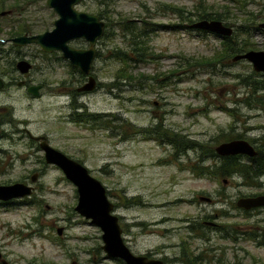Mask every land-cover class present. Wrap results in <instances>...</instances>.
Masks as SVG:
<instances>
[{
	"label": "rangeland",
	"instance_id": "obj_1",
	"mask_svg": "<svg viewBox=\"0 0 264 264\" xmlns=\"http://www.w3.org/2000/svg\"><path fill=\"white\" fill-rule=\"evenodd\" d=\"M2 2L6 6L0 10L15 11L0 16V41L22 26L31 34L51 30L59 17L47 0ZM77 9L108 24L95 46L91 74L97 87L80 98L87 104L85 120L75 123L67 116L73 111L71 92L88 75L84 79L62 52L45 53L30 44L34 68L28 77L45 87L29 107L23 101L16 105L31 129L49 135L103 182L125 243L135 254L158 249L167 264H264L263 238L256 235L264 229V211L247 216L237 206L243 194L264 191V186H239L238 174L194 171L214 164L204 151L239 137L250 124L241 122V113L261 114L251 124L264 125V111L258 108L264 105V74L248 60H233L242 52L215 68L204 65V59L223 50L225 38L190 27L200 20L198 14H220L234 27L232 39L245 44L244 52L264 51V31L254 28L264 22V0H83ZM181 12H191V19ZM128 20L148 28L144 61L125 63L115 56L117 50L135 56L133 35L124 29ZM71 45L90 47L85 39ZM121 68L128 78H117ZM88 113L99 116L90 119ZM163 130L201 146L182 151L158 139ZM23 147L15 149L27 154ZM2 170L0 184L26 180L35 190L14 204H0V264H127L106 255L102 230L76 212L77 187L60 168L48 166L35 182L24 165Z\"/></svg>",
	"mask_w": 264,
	"mask_h": 264
},
{
	"label": "water",
	"instance_id": "obj_2",
	"mask_svg": "<svg viewBox=\"0 0 264 264\" xmlns=\"http://www.w3.org/2000/svg\"><path fill=\"white\" fill-rule=\"evenodd\" d=\"M82 1L47 0V5L59 16L54 21V28L42 33L15 37L14 42L22 46L35 43L47 53L62 52L63 57L74 67L79 68L84 75H88V81L78 90L92 91L97 87V80L91 74L97 55L95 46L105 33L106 23L96 14L78 10L77 5ZM259 27L264 29V22L260 23ZM191 28L221 37H230L234 34V27L218 19H200L192 23ZM76 39H85L90 47L72 46L71 41ZM240 59H247L252 62L256 71L264 73L263 50H249L233 58L234 61ZM18 66L22 73H27L32 67L27 60H21ZM34 88L36 90L40 86ZM42 148L47 162L60 167L66 178L77 187L78 203L75 210L102 230V249L108 257L122 259L127 264H164L162 259H149L146 255H137L131 251L124 241L120 217L114 211L115 204L110 200L106 186L90 173L87 166L47 143H43ZM216 152L222 156L239 153L254 155L255 149L246 140L234 139L217 145ZM37 176V174L32 176L33 182L37 180ZM34 189L33 185L25 182L0 184V201L31 197ZM202 199L211 200L209 197ZM237 205L245 209L264 206V194L239 198ZM58 233L62 234V228L58 229Z\"/></svg>",
	"mask_w": 264,
	"mask_h": 264
},
{
	"label": "flooded vegetation",
	"instance_id": "obj_3",
	"mask_svg": "<svg viewBox=\"0 0 264 264\" xmlns=\"http://www.w3.org/2000/svg\"><path fill=\"white\" fill-rule=\"evenodd\" d=\"M14 11L15 10L2 9L0 10V16L1 17L8 16ZM3 13H5V15H3ZM23 27L24 26H22V28ZM22 28L18 27L12 32L10 37L0 41V170L3 169L2 172H4L5 170L8 171L15 170L17 168V165L20 164V165H24V170L26 171V173L32 174L33 176L35 174L38 175L40 173H43L48 166L53 165L57 168H60L55 164H51L47 162L45 158V151L42 148L43 143L44 144L47 143L51 145L52 147L60 150L61 152L67 154L68 156H70V154L62 147L54 144V142L49 137V135L35 133L30 127L29 118L23 116L22 113H20L19 111L20 108H18L16 105V102L23 101L26 102V104L29 107L30 105L33 104L32 102L36 101L38 98L42 96L41 91L45 87L43 83L36 82L34 79L31 80L28 77L34 68V64L29 58L30 53L27 50V47L30 46V44L22 46L14 42L15 37L26 34L32 35L30 33V29H27L26 27V29L24 28L25 30L22 31ZM0 29H1L0 31L1 33L3 30L1 27ZM245 52L243 51L240 54H243ZM21 60H27L32 65L31 69L27 73H22L18 66V63ZM259 73L264 74L263 72H259ZM82 85H80L79 87H81ZM35 86H40V88L35 90L34 88ZM78 88L76 89V91L71 92L72 99L70 101V107L72 108L73 111L70 115L67 116L70 121H73L75 123L77 122L81 123L82 121L85 120L84 111H86V105H87L85 102H81L80 98L82 95L87 94L88 91H79ZM258 108L260 109L259 111H264L263 104H259ZM230 110L232 109L229 107L226 108V111H230ZM98 116L99 114L96 113L87 114V117H89L90 119H96ZM260 116L261 114L259 113H257L256 115H250V114L244 115L241 113V118H240L241 122H243L244 125L248 124L249 122L250 124L243 127V132L240 134L239 137L228 138L221 142V143L229 142L234 139L246 140L255 149L254 155L247 153H239L234 155L222 156L216 152L220 157H225V158L232 157L237 159L238 176L241 178V183L239 184V186H248L253 188H262L264 186V132L263 135L261 136L253 134V132L257 131L258 129L264 130V125L257 124L259 122H257L256 124L255 123L251 124V122H253L254 120L260 119L259 118ZM17 144L23 145L24 146L23 148L27 150V154L24 155L21 153L19 154L15 149V146ZM215 151H216V146H215ZM26 165H31V167L27 168L25 167ZM17 182L28 183L26 182V180L17 181ZM7 184H11V183H7ZM262 194H264V191L257 193L243 194V196H241L240 198L248 197V196H257ZM209 198L211 200H209L208 202H211L212 198L211 197ZM19 200L20 199L0 201V204H14ZM239 208L243 209V213L247 216L255 212L261 213L264 211V206H260L252 209H245L243 207H239ZM120 224H121V220H120ZM217 226L218 225L213 224V227H217ZM256 235L261 236L263 238V243H264V229L261 234L256 233ZM159 253L160 251H158L157 249V250H149L144 253H136V254L146 255L149 259H162L164 264H167L168 258H166V256L158 255Z\"/></svg>",
	"mask_w": 264,
	"mask_h": 264
},
{
	"label": "trees",
	"instance_id": "obj_4",
	"mask_svg": "<svg viewBox=\"0 0 264 264\" xmlns=\"http://www.w3.org/2000/svg\"><path fill=\"white\" fill-rule=\"evenodd\" d=\"M1 8L5 7V4L2 2L0 5ZM181 12V17L184 18H190L191 12H188L187 14H182ZM102 16V14H100ZM191 19V18H190ZM198 19H218L223 21L224 18L220 14H215L213 15L212 13H201L198 14ZM228 25V23H225ZM108 25V24H107ZM106 25V27H107ZM254 25V24H253ZM177 27V26H176ZM22 28V27H21ZM26 27L24 26L22 28V31H24ZM255 29H261L264 31V29L260 28L258 26H254ZM124 29L128 30L132 37V45L133 49L132 52L135 54V56L129 54L128 52H124L123 50H117L115 52V56H118L119 59H122L123 62L125 63H131L132 61L135 60H145L147 59V51L149 47L147 46V41L143 40L144 38H147L148 35V28L145 25L142 28H136L135 25H132V22L125 21L124 22ZM239 29H243L242 26L239 27ZM1 31V29H0ZM201 31V30H200ZM205 32V31H203ZM225 39L222 40L223 43V50L219 51L217 54H214L212 57H209L207 59H204V65H208L211 67H216L218 65H223V61L225 58L233 55L236 52H243L246 50L245 44L242 42H236L230 37H224ZM149 56V55H148ZM135 59V60H134ZM213 69V68H212ZM126 69L121 68L118 71L117 78L123 79V78H128L129 75L125 73ZM85 77V75H84ZM98 118V117H97ZM96 118V119H97ZM158 139L161 141L164 139H167L171 144H175L176 148H181L182 151H185L188 147L190 148H196L197 146H201L199 143L195 144L192 140L185 138V136L180 135L178 133H170L169 130H163L161 133L158 131L157 133ZM197 145V146H196ZM205 155L209 158L214 160L213 165L209 166H203V165H198L194 168V171L198 175H216L217 177H232L235 174H238V161L236 158H225V157H220L214 149L208 148V150L204 151ZM27 198V197H25ZM22 198V199H25ZM196 260V259H195ZM191 262L193 260L191 259Z\"/></svg>",
	"mask_w": 264,
	"mask_h": 264
}]
</instances>
